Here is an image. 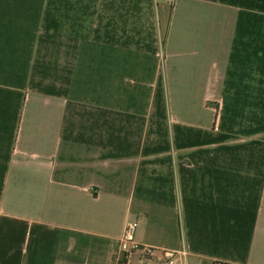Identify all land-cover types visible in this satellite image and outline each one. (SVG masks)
I'll return each instance as SVG.
<instances>
[{"label":"crops","instance_id":"crops-1","mask_svg":"<svg viewBox=\"0 0 264 264\" xmlns=\"http://www.w3.org/2000/svg\"><path fill=\"white\" fill-rule=\"evenodd\" d=\"M129 222L264 264V0H0V264H117Z\"/></svg>","mask_w":264,"mask_h":264},{"label":"built area","instance_id":"built-area-1","mask_svg":"<svg viewBox=\"0 0 264 264\" xmlns=\"http://www.w3.org/2000/svg\"><path fill=\"white\" fill-rule=\"evenodd\" d=\"M169 1L172 2L173 0ZM136 227V222H129L126 225L116 254L117 264H137L133 260V255L136 252H140L146 260L160 261L161 264H187V257L189 255L187 244H184L179 249H170L140 243L135 239Z\"/></svg>","mask_w":264,"mask_h":264}]
</instances>
